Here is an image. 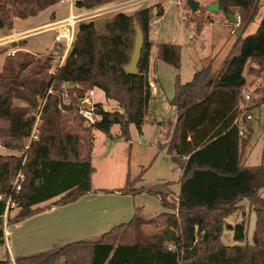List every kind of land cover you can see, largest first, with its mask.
I'll return each mask as SVG.
<instances>
[{"label":"trees","instance_id":"trees-1","mask_svg":"<svg viewBox=\"0 0 264 264\" xmlns=\"http://www.w3.org/2000/svg\"><path fill=\"white\" fill-rule=\"evenodd\" d=\"M60 1L0 0V30L12 29L9 7L14 8L15 18L24 20ZM119 1L75 0V7L90 11ZM209 1L217 2L219 11L233 16L241 35L219 70L213 71L207 65L194 72L189 82L175 84L171 104L176 119L164 149L184 161L176 204L154 193L165 209L161 215L163 228L152 234L141 233V227L151 220L135 213L130 221L111 228L95 241H77L56 250L17 257L14 264H58L61 260L63 264H83L78 259L84 254L86 264H264V166H244L247 138L239 135L235 123L246 117L240 104L244 102L241 90L246 84L245 75L252 72L248 66L264 62V11L256 31L242 36L256 21L261 0ZM157 15L161 16V11ZM151 19V6L132 14L118 12L104 24V34L97 33L93 22L81 21L61 66L63 48L59 45L43 61L19 50L6 55L0 71V147L20 155H0V246L5 244L2 225L6 197L19 172L24 181L13 195L15 207L7 211V226L43 212L39 207L42 204L48 203V208L64 206L93 191L92 129L109 134L117 125L120 137L126 141L130 125L140 130L151 98ZM134 26L142 32L143 47L137 73L130 75L123 67L133 51ZM201 28L202 24L196 25V34ZM26 42L21 39L11 43V48H22ZM155 48L160 62L179 69L180 53L175 44L161 42ZM53 60L57 66L51 72ZM65 86L69 104L63 103L61 96ZM49 89L52 94H47ZM91 89L101 90L118 109L108 111L95 104L101 118L87 128L82 127L77 113L78 98ZM257 101L264 102V96ZM38 114L37 140L24 150ZM112 192L134 195L133 183L127 177L125 186ZM242 203H247L255 215L250 243L246 215L242 214L234 225L226 223L228 217L240 212ZM13 210L16 212L12 214ZM224 228L232 232L234 245L221 242ZM0 264H12L7 251Z\"/></svg>","mask_w":264,"mask_h":264},{"label":"rangeland","instance_id":"rangeland-1","mask_svg":"<svg viewBox=\"0 0 264 264\" xmlns=\"http://www.w3.org/2000/svg\"><path fill=\"white\" fill-rule=\"evenodd\" d=\"M197 1L199 2L198 9H200L198 13H192L190 9L186 8L184 6L185 0H181L180 2L182 6L181 10L175 5L166 4L164 16V7L160 9L161 16L164 17L163 20L155 19V17L161 16L155 15L154 10L158 11V8L151 6L152 19L150 24L152 25L150 37L158 40L156 41L158 43H169L174 38L173 43L179 48L180 65L179 69L175 70L163 62H157L153 75V83L157 91L151 93L148 112L140 130H137L134 125H130L128 130L129 141L120 137V130L117 125H114L110 129L109 134H105L95 128L90 132L93 140L91 165L94 168L91 184L95 190H104L103 194H107L105 196L109 195L110 198L97 201L98 199H95L93 196L91 200H87V203L91 202V205L95 209L100 210L102 208L116 212V209L122 206L113 197L114 195L119 196L121 194L112 191L124 187L128 177L134 187V195H131L134 202L131 200L130 204H135L133 206H136V212L142 218L151 220V223L141 227V233L143 232L145 235L152 234L163 228L164 219L161 215L165 209L154 193L162 194L166 201L175 205L179 191L181 158L174 154H168L164 149V144L171 137L176 119V111L171 104L175 93V84L176 82L181 84L189 82L194 72L207 65H211L213 71L219 70L221 62L229 54L233 43L239 35V29L235 27V23L227 22L225 15L221 11L210 13L204 10V6L206 7V4L211 1ZM117 3H112L109 7L94 13L87 12L88 19L84 21L89 22L93 20L98 34H104V24L115 14L122 11L130 13L145 6L141 0L133 6H131L133 0L122 5H116ZM123 5L129 6L123 9ZM261 5L264 8V0H261ZM52 7L53 9H57L58 15L60 14L59 18L67 16L68 5L66 3H57ZM7 9L8 17H12V22L15 21L14 8L9 7ZM49 11H39L34 16H27L29 18L24 25L15 29L16 34L19 36L25 35L24 37L27 40V45L26 47L24 46L25 50L21 51V54L29 53L30 55H34L35 58L38 57L39 61H43L44 57L53 52L56 46L53 37L54 32L50 31L47 26H41L48 21ZM72 11L74 14L80 15L85 12V9L74 7ZM25 12L28 11L23 10V13ZM183 16L185 19L183 18L180 21L178 17ZM257 18L256 23L250 25L242 36L253 34L256 31L258 20L261 18V11ZM155 20L157 22H154ZM220 21L224 23L222 24L223 26L219 25ZM209 23L214 25H209ZM190 24L194 25V29L196 25L202 24L203 29L201 33L198 35L193 29L188 28ZM150 43L154 45L152 41ZM10 48L11 46L7 50H10ZM5 57L6 51L0 49V71L2 70ZM55 62L57 61L53 60L51 63V72L55 71L57 66ZM249 67L252 72L245 75L246 84L244 90L250 96V100L242 102L240 108L245 115H250L251 119L245 123L240 122L237 125H239V130L242 131V137L247 138L243 164L246 167H255L264 166V102L259 104L257 101V98L264 96V62L260 66L250 64ZM93 102L96 104L100 103L108 111L118 109L115 102L106 99L104 93L99 89L95 91ZM74 123H76L75 120ZM82 127H85L83 123ZM0 155L19 156L20 154L17 151L6 150L0 147ZM261 197L264 199V191L261 192ZM74 203L76 201L67 205L69 206ZM84 203H86L85 200ZM80 205H83V203ZM39 207L40 209H44V211L24 220V222L30 221L26 224L22 221L25 225L22 229L15 231L11 226L6 225L8 236L4 237L5 245L0 246V260L5 257L6 251L9 256L13 255L14 258H17L19 256H30L56 250L62 245L77 241H95L111 228L121 225L120 222H117L111 225V227H107L114 215H110V213L106 219L94 217L92 221L78 222L77 225L68 224L70 219L76 215L72 209L53 214L49 210L51 208H48V203L42 204ZM15 212L16 210H13L12 214ZM246 213L247 209L243 207L240 212L238 211L228 217L226 223L234 225L241 220L242 214L246 215ZM253 214L251 216L252 223L248 227V240L251 238L254 229L255 217ZM57 220L61 221L60 228H62V234H69L71 232V236L68 239H62V241L56 240L57 238L45 239L42 234L43 231L48 227L50 222ZM62 223H65V225ZM36 229L41 230L42 233L32 237L31 234ZM220 239L224 245L232 246L235 244L232 240V232L227 228L223 229ZM6 240L11 247L9 252L6 249L7 247H5L7 246ZM38 241H47L48 244L41 245ZM80 259H82L83 264H86L87 259L85 254L80 256L78 263ZM14 260H12V264H14ZM58 264H63L62 260Z\"/></svg>","mask_w":264,"mask_h":264},{"label":"crops","instance_id":"crops-1","mask_svg":"<svg viewBox=\"0 0 264 264\" xmlns=\"http://www.w3.org/2000/svg\"><path fill=\"white\" fill-rule=\"evenodd\" d=\"M129 1H131V0H121L116 5H122V4L126 3V2H129ZM137 2H139V0H136V1L133 0V3H131V6L136 5ZM141 2L143 3V5H145V7H149V6L157 7L158 8V11H160L161 7L162 8L164 7L163 16L165 15V11H166L165 10V5L166 4L175 5V6L179 7L180 10L182 8L181 3H180L181 0H141ZM176 3H180V4L179 5H176ZM213 3L214 2L211 1L210 3L206 4V6L211 5ZM110 5H106V6H103V7H100V8H96V9H93V10H90V11H87V12L94 13L96 11L105 9V8L109 7ZM126 6H129V5H123L122 8L124 9ZM262 9L264 11V8L261 7V10H260L261 11V16L263 14ZM46 11H49V17H47L48 21L45 22V24H43L41 26H48L51 23H56V22L61 21V20L64 19V18H59L58 17L60 14L58 15L57 9H53V7L46 9ZM122 12L125 13V14H132L134 11L133 12H130V13H126L125 11H122ZM154 14L157 15V10L156 11L154 10ZM259 14H260V12H259ZM163 16L158 17V18L155 17V19H157V20H163L164 19ZM178 18L181 21V17H178ZM27 19L21 20V19L16 18V20L13 21L12 29H10V30H0V49H8V47L11 46V43L17 42V41L11 42L12 36L16 34L15 33L16 32L15 29L16 28L18 29L19 27L23 26L24 23L27 21ZM257 19H256V21H257ZM260 19L261 18H259L258 23H259ZM157 20H155L154 22H157ZM256 21L253 24H255ZM91 22H93V20H91ZM222 24H224V23H222L220 21L219 25L220 26H223ZM209 25H212L213 26L214 24L209 23ZM193 27H194V25L193 24H190L188 28H191V29H193L195 31V29ZM235 27L238 28V24L237 23H235ZM95 28H96V26H95ZM202 29H203V26L201 28V31H202ZM201 31H200V33H201ZM150 34H151V32H150ZM239 35H241V32L240 31H239ZM239 35H238V37H239ZM22 39H24V38H22ZM150 41H152V43H154V45H153V47H152V49L150 51L151 56L149 57L148 80H149V82L150 81L153 82L154 81V76L153 75H154V71H155V66H156L157 62H160V61L157 58V50L155 48V44L158 43L156 41H158V40H154V39H152L150 37ZM173 41H174V38L169 43L170 44H174ZM164 43H168V42H164ZM26 45H27V42H26ZM26 45H25V47H26ZM15 50L23 51V50H25V48L24 47L18 48V49H16V48H10V50H7L6 53L7 52H10V51H15ZM183 161H184V158H181V165H182ZM95 191H97V190H95L93 188V191L91 193H89L87 195H84L83 197L79 198L76 201V203H74L72 205H69V206L68 205L67 206L64 205L62 207H51V209H49V210L52 211L53 214H54L56 212H61V211H66V210L72 209L76 215L72 219H70V221H69L70 223L68 222V224H74V225H77L78 222L92 221L94 219V217H98L99 219H106L107 216L109 215V213H110V215L111 214H114L113 217L111 218L112 220H110V222L108 223V226L107 227H111V225H113V224H115L117 222H120L121 224L127 223L128 220L130 221V219L133 217V215L135 213H138V212H136V206L135 207L133 206L135 204L134 203L130 204V201L131 200L134 202V199H133V197L131 195H119V196L118 195H114L113 198H115V200H118L119 204H121V206H122L120 208H117L116 209V212H113L112 210L102 209V208L100 210L99 209H95L91 205L92 204L91 202L87 203V200L88 201L91 200V198H93V196H94L95 199H98L97 201H102V200H105V199H109L110 198L109 195L108 196H105L107 194L104 195L102 192L95 193ZM84 200L86 201V203H84ZM81 203H83V205H80ZM74 206H76V207H74ZM243 207H246V209H247L246 217L248 218V221H249V224H248V227H249L250 224L252 223V217L251 216H252L253 213H252V211L249 210V207H248L247 203H242V208ZM254 217H255V215H254ZM27 222H30V221H27ZM27 222H24V224H26ZM35 222H37V221H35ZM60 223H61L60 220H57V221H54V222H50V224L43 231V233H42L41 230H37L38 229L37 228L35 230V232L33 234H31V235L33 237V236H37L39 233L40 234L42 233L43 236H44V238L45 239H48V240L51 239V238H57L56 240H60V241H62V239H68L71 236L72 233L70 232L69 234H62V230H61L62 228H60V225H61ZM24 224L22 222H20L18 224L12 225L11 228L13 230H15V231H18V230L22 229L23 226H25ZM62 224L65 225V223H62ZM41 227H43V226H41ZM73 233H75V232H73ZM252 233H253V231H252ZM9 234H11V233H9ZM83 234H85V233H83ZM61 235H62V238H61ZM7 236H8V231H7ZM251 239H252V236L248 240V243L251 242ZM13 242H15V240H13ZM38 242L41 245L48 244L47 241L46 242L38 241ZM6 243H7V246H5V247H7L6 249L9 252V249H11V247L8 244L9 242H7V240H6ZM9 257H10L11 261L14 260V259H16V258L13 257V255L12 256L10 255ZM19 257H21V256H19Z\"/></svg>","mask_w":264,"mask_h":264},{"label":"built area","instance_id":"built-area-1","mask_svg":"<svg viewBox=\"0 0 264 264\" xmlns=\"http://www.w3.org/2000/svg\"><path fill=\"white\" fill-rule=\"evenodd\" d=\"M60 3H66L68 5V14L67 16L56 23H51L50 25L47 26V28L54 32V41L56 45H59L63 48V52L61 57L59 58V66H61L65 60V57L67 55V52L71 48V45L74 40L75 32L78 23L81 21L87 20L88 13L85 11L83 14H74L72 9L75 7V0H61ZM180 3H176V5H179ZM185 19V17H181V20ZM240 17L236 16V21L239 22ZM25 36V35H24ZM24 36H19L18 34H15L12 36L11 42L18 41L22 38H25ZM14 54V51L7 52V56H12ZM95 90L96 89H91L86 92H84L83 96L81 98H78L79 100V106H78V116L81 118L83 122V126L85 127H91L95 125L98 121H100V114L96 112L95 109V104L93 102V98L95 96ZM149 90L150 93H155L157 88L154 85L152 81L149 82ZM47 94H52V90L49 89L47 91ZM241 94L244 97V101L248 102L250 100V96L245 93L244 88L241 90ZM63 103L69 104L70 103V95L68 92V87L65 86L63 87V91L61 93ZM251 116L246 115L245 119H237L235 123H239L240 121H250ZM38 124H39V114L36 116V119L34 121V124L32 126L31 132L29 137L26 139V145L24 150H26L29 146V144L35 140H37V133H38ZM239 135H242V131L239 130ZM24 181V175L19 172L15 180L13 182L11 192L8 194L6 197L5 205H6V212L3 216V225H2V230L4 233V237L7 236V226H6V215L7 211L9 209H12L15 207V203L13 201V195L17 194L21 190L22 183ZM1 200V196H0Z\"/></svg>","mask_w":264,"mask_h":264},{"label":"water","instance_id":"water-1","mask_svg":"<svg viewBox=\"0 0 264 264\" xmlns=\"http://www.w3.org/2000/svg\"><path fill=\"white\" fill-rule=\"evenodd\" d=\"M186 4L192 13L198 12L199 2L197 0H187ZM204 10L210 13H217L219 12V5L217 2H214L213 4L204 7ZM223 14L229 23L235 22V19L228 11H224ZM134 31L135 37L130 61L126 66L123 67L125 73L130 75H135L137 73V65L143 47V35L141 30L137 26H134Z\"/></svg>","mask_w":264,"mask_h":264}]
</instances>
